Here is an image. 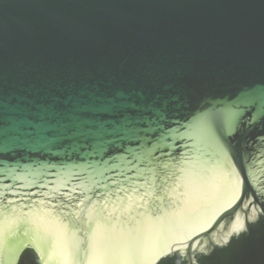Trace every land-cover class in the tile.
<instances>
[{
    "label": "water",
    "instance_id": "1",
    "mask_svg": "<svg viewBox=\"0 0 264 264\" xmlns=\"http://www.w3.org/2000/svg\"><path fill=\"white\" fill-rule=\"evenodd\" d=\"M0 264H264V0H0Z\"/></svg>",
    "mask_w": 264,
    "mask_h": 264
},
{
    "label": "snow or ice",
    "instance_id": "2",
    "mask_svg": "<svg viewBox=\"0 0 264 264\" xmlns=\"http://www.w3.org/2000/svg\"><path fill=\"white\" fill-rule=\"evenodd\" d=\"M0 136H3V129L0 127Z\"/></svg>",
    "mask_w": 264,
    "mask_h": 264
}]
</instances>
